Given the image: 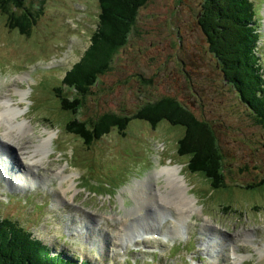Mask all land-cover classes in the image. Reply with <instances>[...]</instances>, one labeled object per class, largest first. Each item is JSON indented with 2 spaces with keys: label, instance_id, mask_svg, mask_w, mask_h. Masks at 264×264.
I'll list each match as a JSON object with an SVG mask.
<instances>
[{
  "label": "rangeland",
  "instance_id": "obj_1",
  "mask_svg": "<svg viewBox=\"0 0 264 264\" xmlns=\"http://www.w3.org/2000/svg\"><path fill=\"white\" fill-rule=\"evenodd\" d=\"M253 2L262 8L263 21L264 0ZM25 4L32 10L42 7L30 35L6 28L0 14V102L8 104L5 99L10 97L21 109L11 120L9 113L0 116V151L8 164L17 165L13 171L19 178L10 187V172L0 168L5 181L0 179V218L16 219L55 252L63 250L94 264H264V183L252 185L264 176V133L208 50L197 25L199 0L144 3L138 11V31L131 35L128 50L117 55L120 66L113 63L103 74L78 117L88 120L107 111L129 114L146 104L176 100L218 131L226 181L219 189L210 188L201 173L185 167L182 173L188 156L176 152L183 131L179 125L161 120L152 128L134 118L124 136L113 127L90 148L65 132L72 115L60 109L53 87L62 85L64 71L89 46L97 0ZM214 5L212 12L217 0ZM261 25L258 49L264 63ZM132 43L138 53L132 54ZM140 45L145 47L141 52ZM132 56L135 61H123ZM23 120L26 126L11 130ZM10 130L18 137L14 142H7ZM41 140L48 141L43 149ZM17 148L27 153L26 158L22 152L17 155ZM165 165L178 166L185 185L181 193L198 207L177 214L181 225L176 233L168 216L174 215L176 199L162 185L163 177L154 175ZM61 170L69 174L63 182ZM140 181L149 201L145 209L134 199ZM144 230L166 237L144 241L147 233L139 235ZM133 236L143 241H127ZM232 248L240 253L235 252L236 258Z\"/></svg>",
  "mask_w": 264,
  "mask_h": 264
},
{
  "label": "trees",
  "instance_id": "obj_2",
  "mask_svg": "<svg viewBox=\"0 0 264 264\" xmlns=\"http://www.w3.org/2000/svg\"><path fill=\"white\" fill-rule=\"evenodd\" d=\"M147 1L97 0L96 26L91 32L90 44L79 61L66 71L61 79L62 85L54 89L60 109L72 115L65 122L64 130L78 136L86 147H90L113 127L119 135H125L129 121L134 118L146 121L152 128L161 120L179 125L183 131L176 140V152L188 156L182 170L185 167L188 172L203 174L212 189L223 188L226 186L225 159L218 142V131L212 122L198 119L176 100L168 101L167 104H146L138 110H131L129 114L107 111L88 120L78 117L87 96L92 94L93 87L99 85L103 74L111 70L113 63L120 66L121 60L117 55L128 50L131 35L138 31V11ZM227 1L217 0L218 6L212 12L210 5H214L215 0H199L197 25L224 78L264 133V64L263 61L259 63L258 57L260 6L256 7L253 0ZM0 14L5 17L6 28L29 35L38 21L41 8L32 12L25 0H0ZM134 43L131 44L132 49ZM143 48L140 45L139 51H143ZM134 53L138 51L135 49ZM125 59L123 61L126 63L135 61L133 56ZM137 73L140 75V72ZM140 76L143 82L150 84L143 75ZM262 183L264 177L252 185L259 186ZM0 264L94 263L63 250L55 252L16 219L0 218Z\"/></svg>",
  "mask_w": 264,
  "mask_h": 264
},
{
  "label": "bare ground",
  "instance_id": "obj_3",
  "mask_svg": "<svg viewBox=\"0 0 264 264\" xmlns=\"http://www.w3.org/2000/svg\"><path fill=\"white\" fill-rule=\"evenodd\" d=\"M264 21V20H263ZM18 92H20V94L23 92V89H19L18 90ZM8 96V95H7ZM3 98V97H2ZM1 98V99H2ZM0 99V100H1ZM5 101H9V103L8 104H6V102H0L1 104H2V108H0V116L1 115H3L2 113H9L10 114V120L12 119V117L14 116V114L16 113V111L17 112H20L21 111V109H17V107L16 106H14V105H12L11 104V102H12V100H11V98L10 97H7L6 99H5ZM25 123H27V121L26 120H23L22 122H18V124H14L13 126H12V128H11V130H13V129H19L20 128V125L21 126H26V124ZM11 130H10V132L8 133V140H7V142H14L18 137L16 136V132L15 133H13V132H11ZM21 134H22V131H21ZM48 145V141H46V140H41V142H40V147L43 149V148H45L46 146ZM23 153V155H24V158H26V155H27V153L26 152H24V150H19L18 149V154L19 153ZM41 154V153H40ZM42 157V155H39V157L38 158H41ZM18 159V158H17ZM13 161V160H12ZM36 161H41V160H36ZM15 162V161H14ZM20 162V161H19ZM18 162V163H19ZM30 162L31 163H34V161L33 160H31L30 159ZM41 163V162H40ZM19 165V164H18ZM15 166V165H14ZM17 166V165H16ZM15 166V167H16ZM38 166V165H37ZM38 168V167H37ZM36 169V168H35ZM56 170L59 172V168H56ZM26 172H28L27 171V169H25V173ZM16 173H17V171H14V172H12V174L10 175V177H13V178H15V179H17V177H16ZM19 173H21L20 171H19ZM18 173V174H19ZM60 174H61V176H60V179H61V181L63 182L65 179H66V177H68L69 176V174H67V173H64L63 172V170H61L60 171ZM24 175H26V174H24ZM156 177H163V179H164V181H165V183L164 184H162L164 187H168V189H169V194H173L174 195V198L176 199V204H177V206H176V210H174V215H171L170 213L168 214V216L169 217H171L172 218V221H173V226L171 227L172 228V231H174L175 230V233L176 232H178L177 231V225H178V227L181 225V223H180V220L177 218V214H179V213H181V212H184L185 211V209L186 208H188V207H191V210H197L198 209V207L195 205V203H194V201H193V199H188V195H185L184 193H181V191L182 190H185V185H184V180H183V177H182V175H180L179 173H178V166H176V165H165V166H163L162 168H160V170L158 171V172H156L155 174H154ZM8 176H9V174H8ZM8 178V177H7ZM19 179V178H18ZM21 179V178H20ZM59 179L57 178V181H58ZM149 180H150V178H147V180L145 181V184L147 183V182H149ZM15 181V180H14ZM27 181V180H26ZM142 183H143V181H140V182H137L136 184H137V186H136V188H134L135 190H136V194H135V197H134V199H135V201H136V206H144V207H142L141 209H145V207L146 206H148V204H147V202H146V200L148 201V199H145L143 196L144 195H146L147 193H145L144 191H143V187H141L140 185H142ZM150 184V183H149ZM15 182H14V187H15ZM178 185H180V186H178ZM68 186H70V184L68 185ZM151 186V185H150ZM60 187L61 188H63V186H62V184H60ZM132 190V189H131ZM133 192V191H132ZM159 197H160V199H162L164 202H165V200H164V198H163V194H161V195H159ZM143 198V199H142ZM152 198V197H151ZM141 199H142V201H141ZM139 201V202H138ZM168 201V200H167ZM57 202V201H56ZM138 202V203H137ZM148 203H149V201H148ZM152 203V202H151ZM172 204V203H171ZM141 209H138V210H141ZM147 220H149V219H147ZM146 223L147 224H150V225H152V226H154V222H152L151 220H149V221H146ZM183 224V223H182ZM174 228V229H173ZM176 228V229H175ZM145 232L147 233L146 234V236L145 237H143V238H146V239H144V241L145 240H147V239H150V238H162L163 239V237L165 238L166 237V235H163L160 231L159 232H156V231H154V230H150V231H147V230H144L142 233H140L139 235L140 236H142L143 234H145ZM120 234V236H121V232L119 233ZM138 235V234H137ZM136 235V236H137ZM135 236H133V239L134 240H132V238L131 239H129L128 238V240L127 241H130V242H137V241H139L140 239H141V241H143L142 240V238L141 237H137V239L135 240ZM126 241V242H127ZM124 243V242H123ZM256 244V243H255ZM258 246V245H257ZM119 250H120V248H118ZM235 249V248H234ZM233 248H232V255L234 256L233 258H236L237 257V255L235 254V250H234ZM261 251V250H260ZM237 253V252H236ZM237 254H240V253H237ZM238 260H239V258H237Z\"/></svg>",
  "mask_w": 264,
  "mask_h": 264
}]
</instances>
